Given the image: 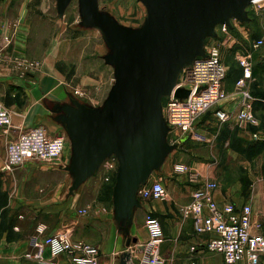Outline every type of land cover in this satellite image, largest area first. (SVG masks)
<instances>
[{
    "label": "crops",
    "instance_id": "0c3cea01",
    "mask_svg": "<svg viewBox=\"0 0 264 264\" xmlns=\"http://www.w3.org/2000/svg\"><path fill=\"white\" fill-rule=\"evenodd\" d=\"M15 11L14 0H0V103L8 109L12 122L8 130L0 128V264H68L63 255L52 257L47 248L43 257L48 263L24 256L32 251L33 241L57 233L97 246L98 264H140L148 237L144 227L147 212L156 215L161 223L164 240L160 253L166 264H250L246 257L225 263L221 254L206 251V236L193 232L191 219L182 217L181 208L189 202L194 188L203 181H214L215 201L219 205L249 204L252 218L261 223L264 234V142L252 138L254 132L264 131V44L253 46L254 40L264 39V17H254L258 8L251 9L253 15L248 12L247 22L232 19L234 28L228 35L209 41L218 43L226 66L223 88L227 96L217 108L227 112L234 113L240 106L235 82L241 68L236 54L248 56L252 73L246 86L255 97V123L219 122L213 113L215 108L198 119L196 132L202 134L200 140L206 150L197 148L192 152L195 161L191 168L200 173L201 180L187 182L183 175L172 174L174 163L166 165L165 161L151 174L148 182L162 181L167 186V197L163 202L138 197L140 204L126 221L131 239L128 247L135 251L127 262L121 257L127 236L113 208L116 168L101 165L95 171L113 178L110 199L85 202L86 181L70 189L74 176L67 169L71 144L65 128L59 132L56 122L47 120L58 115L59 106L73 98L68 72H64L65 64L71 62L87 63V70L77 75L82 78L75 85L98 94L102 105L114 77V67L103 58L109 48L97 29L74 23L71 17H23ZM43 121H47L46 125ZM35 125H43L51 135L65 134L63 153L52 163L33 160L12 172L4 171L6 143ZM68 141L70 152H65ZM233 166H239L241 172L243 168L242 175L233 171ZM179 177L186 183L181 184ZM39 224L44 226L41 234L36 232ZM260 264H264V256L260 257Z\"/></svg>",
    "mask_w": 264,
    "mask_h": 264
},
{
    "label": "water",
    "instance_id": "95a60500",
    "mask_svg": "<svg viewBox=\"0 0 264 264\" xmlns=\"http://www.w3.org/2000/svg\"><path fill=\"white\" fill-rule=\"evenodd\" d=\"M70 1L56 0L58 17ZM138 1L146 15L132 28L101 12L98 0H77L80 25L97 29L109 48L103 58L114 67L113 83L99 108L71 98L57 109L71 143V190L108 157L116 159L113 208L127 245L131 239L126 221L140 204L138 188L177 146L167 140L162 98L172 92L178 98L188 95L187 89L176 87L180 72L205 56V39L217 36L218 25L230 27L232 19L247 22L253 0Z\"/></svg>",
    "mask_w": 264,
    "mask_h": 264
},
{
    "label": "built area",
    "instance_id": "2783aa9c",
    "mask_svg": "<svg viewBox=\"0 0 264 264\" xmlns=\"http://www.w3.org/2000/svg\"><path fill=\"white\" fill-rule=\"evenodd\" d=\"M254 2L253 0L251 4H255ZM260 2H263L264 7V0ZM231 27L232 25L230 27L225 24L218 25L216 38L228 35ZM5 40L8 42L9 39ZM262 44L264 39L253 41L254 47ZM204 48L205 56L195 58L189 67L184 68L180 72L181 78L176 83V87L187 89L188 95L178 98L172 92L164 97L162 113L169 127L167 136L171 144H177L176 140L192 132L198 119L214 108V116L219 122L254 124L256 121L253 108L255 97L246 86L252 73L248 56L236 54L241 68V75L235 82L240 93V106L236 112L230 113L217 108L227 96L223 88L226 66L221 59L220 46L218 43L209 42ZM11 125L10 113L0 103V128H10ZM193 135L202 138L197 132ZM252 138L264 142V131L254 132ZM66 139L65 134H49L43 125L28 127L6 143L3 170L12 172L33 160L52 163L63 153ZM101 165L115 169L117 164L115 158L111 156ZM172 172L183 175L189 183H198L201 180L198 171L180 162L173 164ZM216 188L217 183L214 181H203L201 186L194 188L189 202L182 207L183 216L192 220L197 235L206 236L203 239L205 250L221 254L225 263H234L246 257L250 264H260V257L264 256L261 223L252 218L249 204L237 206L232 202H225L219 205L212 196V191ZM137 196L145 200H164L167 191L162 181H147L138 188ZM144 227L148 237L143 246L140 264H166L160 253L164 234L157 216L147 212L144 216ZM43 231L44 226L39 224L36 232L41 234ZM46 248L52 257L63 255L68 264L99 263L100 252L97 246L74 240L66 233L44 236L33 241L32 251H27L24 256L37 263H48L43 257Z\"/></svg>",
    "mask_w": 264,
    "mask_h": 264
},
{
    "label": "rangeland",
    "instance_id": "374dc122",
    "mask_svg": "<svg viewBox=\"0 0 264 264\" xmlns=\"http://www.w3.org/2000/svg\"><path fill=\"white\" fill-rule=\"evenodd\" d=\"M14 1H15V9H16L15 13L17 15L21 13L23 17H58L57 9H56V0H14ZM262 5L263 2H260L259 4H251L247 7L248 12L250 13V15H253L251 14L252 13L251 9L258 8L257 14L254 15V17H264V7H262ZM98 7L101 12L108 13L120 24L132 28L139 27L143 23L146 15L145 6L138 0H98ZM62 17H71L74 23H80L81 15L78 11L77 0H71L69 2ZM230 33H231L230 35H237L235 32H230ZM211 40H212L211 38H206L204 45ZM77 52H78L77 49H75L74 51L75 55H77ZM104 52H105V47H104ZM65 65L67 67L64 69V72L65 71L68 72L69 75L68 79H69V83L71 84L70 86L72 87L71 89L73 91L72 97L86 105H91V106L94 105L97 108L101 107L102 99L101 100L99 99L98 101V94L96 95V93L90 91L88 88H80L75 85L77 81L82 78V77H78L77 75L81 76L84 74L85 71L84 69L87 70L88 67L87 63L85 65L84 63H79L76 61ZM179 78H181L180 74L178 76V79ZM163 101H165L164 97L162 98V105H163ZM47 120H49V122H56L55 124H57V126L59 127L58 131L63 132L64 125L59 122L58 115H55L54 118H52V120L51 119H47ZM43 122H45L44 125H46L47 121H43ZM196 124L194 125L192 132L176 140L177 146L168 153L165 160L166 165L180 162L191 167L192 162L195 161V159H193L194 157L192 155V152L195 151L197 148L206 150V144L203 143L202 140H200L198 137H195L193 135L194 132H196ZM8 129L9 128H6L5 130ZM167 140L170 143L168 136H167ZM262 146L264 151V145ZM69 148L70 147L68 141V147H66L65 152H70ZM233 171L237 172L238 175H242L243 168L241 172V168H239V166H233ZM262 173L264 175V165L262 167ZM172 174L171 176L175 178L174 175ZM179 178L181 184L186 183L182 177ZM112 180L113 178H108L100 172H95L93 175H91L85 182V188H83L85 202L89 200L92 201L100 200L103 202H107L110 199V195H111ZM168 180H170V176H168ZM158 201L163 202L165 201V199ZM181 215L183 218H185L183 214ZM192 229H193V223H192ZM128 246L129 245L124 244V251H122L123 253L121 257L124 259V262L130 260L131 254H135V251L132 248H129Z\"/></svg>",
    "mask_w": 264,
    "mask_h": 264
},
{
    "label": "bare ground",
    "instance_id": "6f19581e",
    "mask_svg": "<svg viewBox=\"0 0 264 264\" xmlns=\"http://www.w3.org/2000/svg\"><path fill=\"white\" fill-rule=\"evenodd\" d=\"M254 1H255V2H254L255 4H258L260 0H254ZM215 38H216V37H215ZM205 45H206V44H205ZM205 45H204V46H205ZM177 81H178V80H177Z\"/></svg>",
    "mask_w": 264,
    "mask_h": 264
},
{
    "label": "trees",
    "instance_id": "16d2710c",
    "mask_svg": "<svg viewBox=\"0 0 264 264\" xmlns=\"http://www.w3.org/2000/svg\"><path fill=\"white\" fill-rule=\"evenodd\" d=\"M232 28V27H231ZM207 113V112H206Z\"/></svg>",
    "mask_w": 264,
    "mask_h": 264
}]
</instances>
